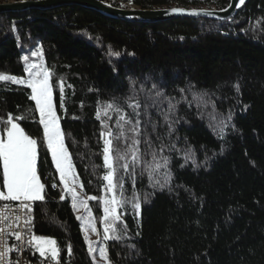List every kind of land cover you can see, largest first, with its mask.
<instances>
[{"label": "trees", "instance_id": "16d2710c", "mask_svg": "<svg viewBox=\"0 0 264 264\" xmlns=\"http://www.w3.org/2000/svg\"><path fill=\"white\" fill-rule=\"evenodd\" d=\"M122 2L141 9L228 4ZM36 47L52 74L53 100L84 196L105 194L99 104L115 100L135 119L126 103L135 95L148 105L146 114L144 107L139 111L153 146L175 145L163 153L170 157V180L162 189L139 175L133 187L125 176L124 195L135 193L141 208L128 203L119 210L127 231L120 241L104 240L111 264H264V0H247L227 20L128 22L77 5L0 13V73L24 76L23 55ZM30 92L0 81V117L23 116L21 127L41 140ZM38 172L46 195L34 203L33 233L57 241L59 264H96L67 194L62 200L51 190L61 183L44 146ZM88 206L102 236V204L89 200Z\"/></svg>", "mask_w": 264, "mask_h": 264}, {"label": "snow or ice", "instance_id": "6c2138e0", "mask_svg": "<svg viewBox=\"0 0 264 264\" xmlns=\"http://www.w3.org/2000/svg\"><path fill=\"white\" fill-rule=\"evenodd\" d=\"M245 0H239L236 5H243ZM184 9L173 8L171 12L182 13ZM191 15H200L196 10L189 12ZM211 15V13H205ZM33 52L32 55H37ZM119 56V53H114ZM28 61V56L23 57ZM24 71L27 78H17L10 74H0V81L12 84L24 85L31 90L30 99L35 102V111L38 112V124L42 126L43 136L41 140L34 138L21 127L19 120L23 116L13 117L11 114L6 119L0 117V264H30L29 261H21L19 258L10 259L11 253L21 254L31 250L42 258L40 264L55 261L59 264L60 249L57 241L43 235L33 233V204L37 201L43 202L46 195V185L41 181L38 172L39 149L44 146L51 155L52 163L59 173L60 183L71 197L73 210L84 208L86 216H77L80 220L82 231L85 232V242L88 244L89 254L99 252V256L106 264H111L107 248H96L89 240L88 232H97L88 201L99 200L103 209L104 236L103 239L120 241L126 234L127 225L121 227L122 216L119 209L131 203L137 211L141 208L139 197L133 193L129 199L124 195L125 176L131 180L135 187L137 175L141 178L147 176L152 187L159 186L161 189L170 180V172L167 171L170 157L163 155L165 149L175 150V145L167 146L161 144L158 148L153 146L146 128L142 129L140 109H146L148 105H142L135 95L129 99L131 103L127 106L133 109L135 119L128 116L121 105L113 100L98 105L96 118L101 121L100 139L103 146L100 152L102 156L104 174L101 179L104 195L101 197L89 196L84 199L78 188V175L68 148L65 144V133L61 128L60 117L57 115L56 105L53 100V86L50 83L51 72L42 64L26 63ZM155 88V85H153ZM183 92L184 90L181 89ZM63 84L60 85V105L63 107ZM151 95V94H150ZM162 92L156 91L155 96L161 97ZM156 101H153V105ZM174 105L169 101V112ZM115 113L114 124H109ZM229 119L231 117L229 116ZM165 122L169 121L168 114H164ZM171 128V123H169ZM226 127V125H225ZM155 124L152 130L155 131ZM223 131V128H221ZM159 139V137H157ZM146 145L142 149L141 145ZM190 158L186 156V159ZM183 166V165H181ZM139 169V172L137 170ZM164 170V171H162ZM57 185L53 184L52 187ZM65 199L64 195L60 197ZM9 238H14L16 243L9 244ZM68 254H72L71 245H68Z\"/></svg>", "mask_w": 264, "mask_h": 264}, {"label": "water", "instance_id": "95a60500", "mask_svg": "<svg viewBox=\"0 0 264 264\" xmlns=\"http://www.w3.org/2000/svg\"><path fill=\"white\" fill-rule=\"evenodd\" d=\"M247 0H245V3ZM239 0H228V4L222 9L216 8H183V7H170V8H150L141 9L135 5H130L126 8L113 6L101 0H8L0 3V13L5 12H21L29 9L46 10L64 5H77L83 8L94 10L102 15L110 18L120 19L128 22H159L177 17L189 18H203L209 20H227L234 16L237 12L241 11L245 6L236 5ZM179 8L184 9L182 13H173L171 9ZM191 10L199 11L200 15H191ZM205 13H211L207 15Z\"/></svg>", "mask_w": 264, "mask_h": 264}, {"label": "rangeland", "instance_id": "374dc122", "mask_svg": "<svg viewBox=\"0 0 264 264\" xmlns=\"http://www.w3.org/2000/svg\"><path fill=\"white\" fill-rule=\"evenodd\" d=\"M5 1H8V0H3V1H1V2H5ZM13 1H15V0H13ZM0 2V3H1ZM119 2H121L122 4H123V6H121L120 8H126V7H129L131 4L128 2H122V0H119ZM33 52H37L38 54L37 55H35V56H33L32 55V53ZM25 56H28V63L29 64H37V65H40V64H42L43 66H44V63H43V59H42V56H41V53H40V49L38 48V47H36V48H34L33 50H31V51H29V52H26L24 55H23V57H25ZM26 65V64H25ZM44 68H45V66H44ZM0 74H2V73H0ZM27 73L25 72V75L24 76H19V77H17V78H27ZM24 86V85H23ZM31 91V90H30ZM35 103V102H34ZM38 116H39V114H38ZM42 127V126H41ZM43 130V129H42ZM51 156V155H50ZM54 165V164H53ZM54 168H55V166H54ZM56 170V169H55ZM58 173V172H57ZM58 177H59V173H58ZM60 180V179H59ZM0 183H2V176H1V179H0ZM77 184L78 185H80V183H79V181H77ZM61 186H63V184H61ZM64 187V186H63ZM60 189V191H61V195H64L65 193H64V191H62L63 189L60 187L59 188ZM78 191L81 193V196L83 197V194H82V192H81V188H78ZM68 196V198H69V200H70V203H71V197L69 196V195H67ZM84 199H87L86 197H83ZM120 210V209H119ZM75 211V214H76V217L77 216H86L87 215V211L84 209V208H80V209H78V210H74ZM102 212H103V209H102ZM92 213V212H91ZM92 217H93V213H92ZM102 218H103V216H102ZM79 221V223H80V225H81V221L80 220H78ZM102 222H103V219H102ZM103 229H104V224H103ZM81 230H82V228H81ZM82 233H83V236L85 237V232L84 231H82ZM88 234V237H89V240L90 241H92L93 242V244H94V246L98 249V248H100V247H105V243H104V239H103V236H104V234L102 235V236H99V234L97 233V232H95V233H93V232H88L87 233ZM86 246H87V250H88V244L86 243ZM89 252V251H88ZM92 258H93V260L95 261V263L96 264H106V262L104 261V260H102L101 258H100V256H99V252L97 251V252H95V253H93L92 255H90Z\"/></svg>", "mask_w": 264, "mask_h": 264}, {"label": "built area", "instance_id": "2783aa9c", "mask_svg": "<svg viewBox=\"0 0 264 264\" xmlns=\"http://www.w3.org/2000/svg\"><path fill=\"white\" fill-rule=\"evenodd\" d=\"M48 176H49L48 173H45L44 176H43V179L47 180ZM52 185L50 186L51 190L53 192L57 193V197H60L61 196V191L59 189V186L52 187ZM33 218H34V204H33ZM32 231H33V229H32ZM8 242H9L10 245L13 244V243H16L14 238H9ZM9 258L12 259V260L19 258L21 261H29L30 264H40V262H41V258L39 257V254L36 253L35 255H33L31 250H26L24 253H21V254L11 253ZM44 264H56V262L55 261L49 262V261L46 260L44 262Z\"/></svg>", "mask_w": 264, "mask_h": 264}, {"label": "crops", "instance_id": "0c3cea01", "mask_svg": "<svg viewBox=\"0 0 264 264\" xmlns=\"http://www.w3.org/2000/svg\"><path fill=\"white\" fill-rule=\"evenodd\" d=\"M56 173H57V171H56ZM57 177H58V173H57ZM58 179H59V177H58ZM61 187H62V186H61ZM62 189H63L64 193L67 194V192L64 190V187H62ZM67 195H68V194H67ZM83 197H86V196L83 195Z\"/></svg>", "mask_w": 264, "mask_h": 264}]
</instances>
